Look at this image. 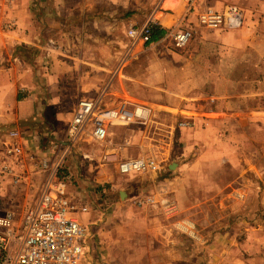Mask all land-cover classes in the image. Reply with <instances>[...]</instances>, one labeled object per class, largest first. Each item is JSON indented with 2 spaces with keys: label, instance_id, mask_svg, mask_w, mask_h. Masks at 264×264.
<instances>
[{
  "label": "rangeland",
  "instance_id": "rangeland-1",
  "mask_svg": "<svg viewBox=\"0 0 264 264\" xmlns=\"http://www.w3.org/2000/svg\"><path fill=\"white\" fill-rule=\"evenodd\" d=\"M45 1V12L57 13L60 8V15L52 14L53 21H60L57 23L71 33V0H58V4L57 0ZM164 1L176 7L175 0H131L128 7H116L117 4H109L108 0H88L87 17L103 10L116 14L96 20L86 18L84 23L91 36L83 41L79 38L82 42L87 40L93 55L99 52L103 66L96 68L97 74L100 71L107 74L108 96L102 102L101 97L93 98L99 100L102 107L134 104L151 107L148 102V97L154 98L149 91L151 87L137 83L132 77L137 71L142 78L146 77L145 64L166 57V51L161 53L162 45L175 49L169 38L147 46L134 44L127 32L130 26H140L153 18L156 8L163 11ZM132 10L136 11L137 21L130 19ZM187 19L175 29L194 25L195 35L197 24ZM79 23L82 25L81 21ZM98 30L107 33L99 36ZM194 35L186 47L176 50L187 49ZM65 40L71 43V37L66 36ZM66 41L57 43L61 48V60H71V44ZM100 42L107 49L100 50ZM250 66V95L242 103L252 115L236 118L240 124L235 120L234 130L208 132L206 128H199L197 132H187L180 128L186 118L168 117L164 112L155 117L152 113L147 122L152 128L156 125L170 142L165 148L156 150L157 170L120 174L116 163L100 160V154L104 156L110 153L107 151H113L106 144L107 139L97 142L83 137L72 149L74 164L63 163L58 173L66 179L70 191L89 185L88 176L82 175L80 180L70 173L71 168L77 174L85 171L89 165V162L84 163L85 155L91 162L105 163L102 178L91 180L93 196L84 200L91 208L79 214L89 243L88 261L82 264H264V68L262 70L254 55ZM177 86L172 85V88ZM133 94H139L144 100H136ZM178 99L179 96L173 95L170 102ZM254 111L262 114H254ZM152 119L155 122H151ZM223 123H227V117L221 118L220 124ZM114 134L124 135L116 129ZM50 149L45 147L33 157L38 166L27 177L24 187L6 186L0 197V217L10 209L20 221L38 197L47 177L41 170V161L51 155ZM113 153L122 159L117 152ZM141 157L154 158L148 154ZM151 177L157 181L156 186Z\"/></svg>",
  "mask_w": 264,
  "mask_h": 264
},
{
  "label": "crops",
  "instance_id": "crops-1",
  "mask_svg": "<svg viewBox=\"0 0 264 264\" xmlns=\"http://www.w3.org/2000/svg\"><path fill=\"white\" fill-rule=\"evenodd\" d=\"M130 1L108 0V3L128 7ZM168 3L164 1L163 11L157 8L153 11V28L164 30V35L152 41L154 43L167 40L166 35L178 30L176 26L183 25L187 18L189 21L195 20L194 23L198 25L197 13L207 8L223 10L235 5L242 9L244 23L235 30H209L201 24L196 25L195 37L187 49L178 51L171 41V47L175 50L162 45L163 49L160 50L161 53L167 52L166 57L148 61L145 64L146 77L142 78L140 71H137L132 78L151 87L149 91L154 98L150 100L148 97V102L155 117L163 112L168 117H184L187 125L180 128L187 132H197L199 128H206L208 132L234 130L236 118L252 115L242 103L250 95L252 55L258 57L260 67L262 70L264 68V0H194L192 11L181 0L174 1L176 7ZM45 5V0H0V140L13 129L25 135L21 179L18 183L8 180V186H25L23 183L38 166L33 157L45 147L51 148V155L46 158L50 166L63 165L67 161L72 166L75 161L71 151L80 144L81 139L75 142L71 140L70 148L67 134L80 100L101 97L102 102L109 93L105 82L107 74L101 71L97 74L99 70L96 71L100 65L103 66L99 52L93 55L87 40L82 41L91 36L84 23L86 18L114 17L115 12L96 11L87 17L88 0H71L69 33L61 23H57L60 21H53L55 14L60 15V8L52 16L53 13L45 12ZM130 14L133 17L137 15L134 10ZM133 17L130 18L132 21L138 20ZM106 33L100 30L98 35L104 36ZM66 36L71 37V43L65 40ZM81 37L82 41L79 39ZM59 40L71 44V60L60 59ZM99 45L100 50L102 47L107 49L104 43L100 42ZM151 54L155 57L154 53ZM65 84L67 88H64ZM172 85L178 86L172 88ZM173 95L179 96V99L170 102ZM131 96L144 100L139 94ZM255 113L262 114L261 111ZM226 117L227 123L220 124L221 118ZM153 128L150 123L140 121L109 125L106 144L113 151L107 152L115 151L122 159L148 154L158 160L156 150L165 148L170 142L165 140V134L159 132L156 125ZM115 129L124 135L116 136ZM83 137L94 140L90 134ZM102 159L103 153L100 154ZM86 162L89 165L85 171L83 169V173L80 171L82 174H77L72 168L70 173L80 180L82 175L88 176L86 180L89 185L77 191H70L68 185V191L79 204H87L91 208L89 202L84 200L93 196L91 180L102 178L100 175L104 173L105 163L85 159ZM151 178L156 186L157 181ZM90 202L95 204L94 199Z\"/></svg>",
  "mask_w": 264,
  "mask_h": 264
},
{
  "label": "built area",
  "instance_id": "built-area-1",
  "mask_svg": "<svg viewBox=\"0 0 264 264\" xmlns=\"http://www.w3.org/2000/svg\"><path fill=\"white\" fill-rule=\"evenodd\" d=\"M193 10L194 0H181ZM199 23L209 30H235L243 26L244 13L235 5L223 10L207 8L197 13ZM153 19L129 28L127 34L132 43L149 45L153 34ZM192 28L182 27L168 33L175 48L182 49L192 40ZM152 118V109L144 104L122 107H102L99 100H80L72 124L68 129V141L75 142L85 134L97 142H104L111 124H128L134 121L147 122ZM186 126V123H182ZM24 133L10 130L0 140V197L4 195L8 180L20 182L25 157ZM71 151V150H70ZM90 159L88 155L84 156ZM106 162H114L120 174L129 175L157 170L159 165L152 157L119 159L115 153H106ZM62 165L50 166L47 159L41 161V170L46 180L39 195L25 211L20 221L16 212L7 210L0 217V264H82L88 253L87 229L79 214L89 210L79 206L68 191L65 178L59 176Z\"/></svg>",
  "mask_w": 264,
  "mask_h": 264
},
{
  "label": "trees",
  "instance_id": "trees-1",
  "mask_svg": "<svg viewBox=\"0 0 264 264\" xmlns=\"http://www.w3.org/2000/svg\"><path fill=\"white\" fill-rule=\"evenodd\" d=\"M164 35V30L158 27H154L153 34H152V41L160 39Z\"/></svg>",
  "mask_w": 264,
  "mask_h": 264
}]
</instances>
